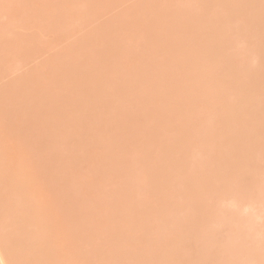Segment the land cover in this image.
Here are the masks:
<instances>
[{"label": "bare ground", "instance_id": "1", "mask_svg": "<svg viewBox=\"0 0 264 264\" xmlns=\"http://www.w3.org/2000/svg\"><path fill=\"white\" fill-rule=\"evenodd\" d=\"M238 1L0 0V264H264V0Z\"/></svg>", "mask_w": 264, "mask_h": 264}, {"label": "rangeland", "instance_id": "2", "mask_svg": "<svg viewBox=\"0 0 264 264\" xmlns=\"http://www.w3.org/2000/svg\"><path fill=\"white\" fill-rule=\"evenodd\" d=\"M32 1V0H31ZM246 5V4H248V0H239L237 3H236V5L235 6H237V5ZM240 11H238V13H246L247 12V7H243L242 9H239ZM208 29H211V28H208ZM236 43H238L239 45H243L244 44V40L243 39H237V42ZM192 74V75H191ZM193 72L192 71H190V72H187L186 73V75L185 76H193ZM6 79H8V78H6ZM157 89H159V90H164L165 89V85L164 84H160V85H158V87H157ZM43 95H41L40 96V98L42 97ZM39 98V99H40ZM44 100V99H43ZM42 100V101H43ZM36 101H37V99H36ZM198 122H200V119L198 120ZM202 122H200V124H201ZM63 191H65V190H63ZM62 191V192H63ZM61 192V193H62ZM88 202L87 201H85L84 202V204H83V206H89L88 204H87ZM85 204H87V205H85ZM84 208H86V207H83V209ZM89 208V207H88ZM84 211H85V209H84ZM86 211H88V213H89V210L88 209H86ZM85 211V214L87 213ZM84 213V212H83ZM83 216H84V214H83ZM84 219H85V222H88V223H90L88 220H87V218L91 221V218H89V216L88 215H85L84 217H83ZM87 220V221H86ZM92 225H93V223L89 226V224L87 225V228H86V230H87V232H89L90 231V233L91 234H94V232H96L97 231V229L96 228H94L95 227V223H94V226L92 227ZM96 226H97V223H96ZM96 230V231H95ZM0 233L1 234H5V231H0ZM97 233V232H96ZM96 234H94V235H92V236H94L93 237V239H92V237H91V240H89V243H90V241H92V240H95V238H96V236H95ZM92 243V242H91ZM92 244H94V243H92Z\"/></svg>", "mask_w": 264, "mask_h": 264}]
</instances>
